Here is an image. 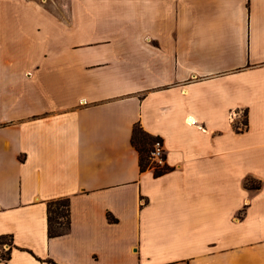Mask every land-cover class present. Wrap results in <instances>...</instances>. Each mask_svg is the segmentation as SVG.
Masks as SVG:
<instances>
[{
  "label": "crops",
  "instance_id": "obj_1",
  "mask_svg": "<svg viewBox=\"0 0 264 264\" xmlns=\"http://www.w3.org/2000/svg\"><path fill=\"white\" fill-rule=\"evenodd\" d=\"M0 235V264H264V0H0Z\"/></svg>",
  "mask_w": 264,
  "mask_h": 264
},
{
  "label": "trees",
  "instance_id": "obj_2",
  "mask_svg": "<svg viewBox=\"0 0 264 264\" xmlns=\"http://www.w3.org/2000/svg\"><path fill=\"white\" fill-rule=\"evenodd\" d=\"M247 115V111H245ZM243 125H247V118L242 122ZM238 131L242 130L239 124H235ZM157 140L163 138L160 135L153 134L147 131L139 122H136L132 129L131 142L139 155V165L142 171L146 169H152L154 175H160L169 171L172 167L166 161V153L164 151L162 156V162H159L153 151L155 150V143ZM164 144V143H163ZM249 185L253 188H258L260 183L251 182ZM71 210L69 197H62L48 202V233L49 236L61 235L70 228L71 225ZM109 218L112 220L114 217L109 214ZM13 249V237L12 235H0V259L8 260L11 257ZM49 264H59L54 260L49 259Z\"/></svg>",
  "mask_w": 264,
  "mask_h": 264
},
{
  "label": "built area",
  "instance_id": "obj_3",
  "mask_svg": "<svg viewBox=\"0 0 264 264\" xmlns=\"http://www.w3.org/2000/svg\"><path fill=\"white\" fill-rule=\"evenodd\" d=\"M163 153H164V144L162 143L161 140H157L155 143V150L153 151V154L159 162H162Z\"/></svg>",
  "mask_w": 264,
  "mask_h": 264
}]
</instances>
